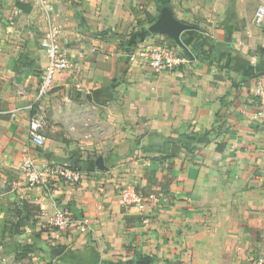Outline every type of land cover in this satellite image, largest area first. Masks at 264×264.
Masks as SVG:
<instances>
[{"label":"crops","instance_id":"1","mask_svg":"<svg viewBox=\"0 0 264 264\" xmlns=\"http://www.w3.org/2000/svg\"><path fill=\"white\" fill-rule=\"evenodd\" d=\"M46 1L51 10L0 0L6 239L26 236L13 230L27 222L36 232L33 255L46 264H255L264 233V112L257 117L256 95L264 87V27L255 12L264 0ZM164 9L190 26L183 46L151 30ZM51 28L70 68L37 100L47 65L41 41ZM166 50L173 62L160 67L140 55ZM38 109L47 120L41 147L27 139ZM29 156L76 166L82 181L32 185L23 167ZM134 190L161 195L149 225L124 205ZM14 207L15 226L6 221ZM57 211L75 225H51ZM41 226L48 229L36 236Z\"/></svg>","mask_w":264,"mask_h":264},{"label":"built area","instance_id":"2","mask_svg":"<svg viewBox=\"0 0 264 264\" xmlns=\"http://www.w3.org/2000/svg\"><path fill=\"white\" fill-rule=\"evenodd\" d=\"M38 1L46 10H51V6H47L46 0ZM255 17L259 24L264 27V4L258 6ZM41 47L44 50L47 58V65L40 77L37 87V100L50 92L53 87L55 75L59 72L65 71L70 68V61L63 54L61 44L58 37V30L51 28L47 37L41 41ZM145 58V63L152 62L154 66H163L173 62L172 53L169 50L158 51L150 58L146 53H140ZM138 53H131L132 60L137 59ZM256 95L259 97V109L257 117L264 112V87L256 90ZM47 128L46 116L41 110H36L31 115L28 128L27 139L35 147H41L45 144V130ZM24 170L27 174V179L32 185H48L51 180L64 179L67 182L78 183L82 181L83 172L76 166L60 164L54 161L43 159L37 163L31 156L26 157L24 161ZM161 195L155 192H142L134 190L130 195L125 198V207H134L139 212L140 220L143 224H150L151 215L149 208L158 204ZM76 220L69 212L57 211L50 219L49 223L55 227L68 229L75 225ZM263 252L259 256L255 264H264V233L262 235Z\"/></svg>","mask_w":264,"mask_h":264},{"label":"rangeland","instance_id":"3","mask_svg":"<svg viewBox=\"0 0 264 264\" xmlns=\"http://www.w3.org/2000/svg\"><path fill=\"white\" fill-rule=\"evenodd\" d=\"M171 43L173 44L174 42L172 41ZM12 210H14V212L11 213V215L7 218L6 221H8L9 219L11 225L15 226L18 222H20L17 218L18 209L14 207ZM26 223L27 222H25L24 229L19 230L17 228H14L13 230L16 235L25 233L26 236L24 237L20 236L17 239H14L12 237L11 239L7 240L6 236L9 234V230L0 231V261H3L2 264H46V262L41 263L39 259H35L33 255V246L31 245L32 243H30L29 240H33V236L36 234V232H34L32 228H30L29 230L28 224ZM6 227H8V225ZM47 229L48 226H41V229L39 230L36 236H39L42 230ZM12 235H14V233H12ZM24 238L26 239V243H23L25 240Z\"/></svg>","mask_w":264,"mask_h":264},{"label":"water","instance_id":"4","mask_svg":"<svg viewBox=\"0 0 264 264\" xmlns=\"http://www.w3.org/2000/svg\"><path fill=\"white\" fill-rule=\"evenodd\" d=\"M190 26L184 23H181L174 19L173 15L167 11L163 10L161 17L152 24V31H162L169 34L180 46H183L181 41V33L188 29ZM62 250H59L60 253ZM138 264H150L149 261H139Z\"/></svg>","mask_w":264,"mask_h":264},{"label":"trees","instance_id":"5","mask_svg":"<svg viewBox=\"0 0 264 264\" xmlns=\"http://www.w3.org/2000/svg\"><path fill=\"white\" fill-rule=\"evenodd\" d=\"M145 1H149V0H145ZM17 6H19V7H23V5H22L20 2H17ZM154 18H155V17L153 16V17H152V20H153ZM150 22H151V21H150ZM22 206H23V210L26 211V210L31 206V204L25 201V202L22 203ZM25 217H29L28 214H27Z\"/></svg>","mask_w":264,"mask_h":264}]
</instances>
